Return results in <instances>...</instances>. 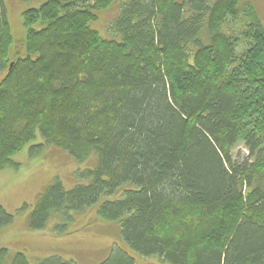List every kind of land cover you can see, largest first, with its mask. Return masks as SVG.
<instances>
[{
    "label": "trees",
    "instance_id": "obj_1",
    "mask_svg": "<svg viewBox=\"0 0 264 264\" xmlns=\"http://www.w3.org/2000/svg\"><path fill=\"white\" fill-rule=\"evenodd\" d=\"M114 5L104 38L96 24ZM22 16L18 49L0 0V172L18 168L13 158L38 135L32 157L54 147L96 159L73 189L53 182L29 229L96 207L119 229L101 264H264V27L255 9L240 0H43ZM240 145L248 154L236 159ZM14 220L0 207V232ZM0 264L32 263L0 249Z\"/></svg>",
    "mask_w": 264,
    "mask_h": 264
},
{
    "label": "rangeland",
    "instance_id": "obj_2",
    "mask_svg": "<svg viewBox=\"0 0 264 264\" xmlns=\"http://www.w3.org/2000/svg\"><path fill=\"white\" fill-rule=\"evenodd\" d=\"M7 9L10 30L15 47L26 34L23 12L38 8L43 0H3ZM212 1V0H209ZM241 5L250 4L264 27V0H240ZM118 14L111 6L100 15L96 28L104 38H112L109 26ZM2 77V76H1ZM39 137V135H38ZM37 137L18 153L13 161L18 168L7 167L0 172V207L14 216V223L0 232V249H7L10 256L26 253L32 264L39 260L59 256L77 264H101L110 254L113 244L119 240V229L115 222L96 218V207L73 216L72 221L51 219L43 231L32 232L28 226L30 214L36 208L41 195L58 179L67 190L80 184L78 172L96 166L93 156L87 162H78L68 152L58 148L45 147L32 157L30 149L41 143ZM248 154L243 145L233 152L236 159ZM57 225H67L66 234L58 233ZM45 240V241H44ZM136 264H167L157 258H136Z\"/></svg>",
    "mask_w": 264,
    "mask_h": 264
},
{
    "label": "bare ground",
    "instance_id": "obj_3",
    "mask_svg": "<svg viewBox=\"0 0 264 264\" xmlns=\"http://www.w3.org/2000/svg\"><path fill=\"white\" fill-rule=\"evenodd\" d=\"M212 6H213V4H212ZM122 43V42H121Z\"/></svg>",
    "mask_w": 264,
    "mask_h": 264
},
{
    "label": "crops",
    "instance_id": "obj_4",
    "mask_svg": "<svg viewBox=\"0 0 264 264\" xmlns=\"http://www.w3.org/2000/svg\"><path fill=\"white\" fill-rule=\"evenodd\" d=\"M45 241V240H44Z\"/></svg>",
    "mask_w": 264,
    "mask_h": 264
}]
</instances>
